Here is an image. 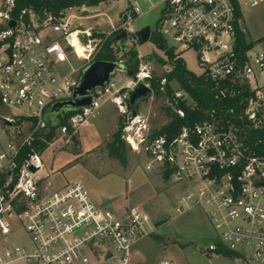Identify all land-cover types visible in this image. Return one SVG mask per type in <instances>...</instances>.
Here are the masks:
<instances>
[{
	"label": "built area",
	"instance_id": "built-area-1",
	"mask_svg": "<svg viewBox=\"0 0 264 264\" xmlns=\"http://www.w3.org/2000/svg\"><path fill=\"white\" fill-rule=\"evenodd\" d=\"M128 1L132 5L108 33H127V39L110 45L117 61L123 63L129 38L135 39L136 20L142 15L140 0ZM262 3L264 0H163L162 15L153 31L171 38L173 44L167 47L174 50L175 57L189 49L196 52L201 68L196 74L203 76L217 102L205 111L202 120L184 125L174 135L156 133L170 120L166 107L185 117L181 102L197 106L179 80L166 75L174 65L163 50L160 57L167 61L160 62L163 74H157L154 62L138 53L134 76L127 75L124 82L113 76L92 91L91 104L74 111L68 123L56 129V133L69 137L70 125L72 133H78L103 102H113L123 117L126 144L144 155L147 170L163 178L168 173V179L178 187L176 212L200 210L206 216L215 237L200 251L212 256L225 255L228 250L236 264H264V140L259 136L264 135V37L253 40L245 35V47L239 42V33L245 34L241 27L243 10ZM67 12L18 11L16 0H0V106L14 110L1 119L16 125L7 141L0 140V233L10 235L11 219L15 218L30 241L6 247L0 253V264L17 260L27 264L109 260L136 264L131 256L133 245L154 231L146 209L101 206L78 180L51 188L50 182L38 175L44 162L42 153L33 148L19 159L23 148L32 146L35 134L49 127L47 110L53 103L72 97L82 68L95 60L103 45L101 31L73 28ZM82 34L87 37L86 45L80 39ZM73 36L86 47L82 54ZM71 53L81 60L76 67L70 64ZM65 63L70 70H64ZM156 77H160L159 96L153 87ZM139 84L151 88L147 98H162L167 117L161 125L153 127L150 115L138 109L135 117L129 114L124 118L128 92ZM232 100L234 105H226ZM25 123L29 130L22 134ZM31 166L37 170L32 171ZM15 175L16 183L6 189ZM159 264L178 263L164 259Z\"/></svg>",
	"mask_w": 264,
	"mask_h": 264
},
{
	"label": "rangeland",
	"instance_id": "rangeland-1",
	"mask_svg": "<svg viewBox=\"0 0 264 264\" xmlns=\"http://www.w3.org/2000/svg\"><path fill=\"white\" fill-rule=\"evenodd\" d=\"M162 2L163 0H140L138 2L142 10V15L136 20L137 30L146 25L150 26L152 30L157 27L162 15ZM131 5L132 3H129L128 0H108L100 2L96 6H82L67 10L66 18L71 26L76 29L95 26L98 21H101L99 24L102 28H110L112 24H119L122 13ZM246 10L244 9L243 11ZM94 14L102 15L98 18H84ZM165 41L167 46L173 44L169 36H166ZM119 42L116 41L114 44L118 45ZM129 42V48L131 46L135 47L144 59H150L154 62L157 74L164 73L163 66L157 58V56L164 55L163 49L151 38L146 42H141L138 38H129ZM83 52L82 50H78L79 54ZM181 57L184 59L186 67L189 70L194 73L201 72L196 52L193 49L183 51ZM69 59L73 67L81 63V60L72 53L69 55ZM71 66L65 63L64 70H70ZM262 82H264V79ZM137 109L150 115L151 125L153 127L161 125L167 117L165 104L160 97H155L154 99L145 98L141 104L137 105ZM11 111L14 110L9 111L5 107H0V140L3 142L11 137L12 132L16 128V125L8 126L1 119L2 115L10 114ZM100 119L105 121L107 117L105 119V116H102ZM88 120L91 121L93 118L89 117ZM21 130L22 134H25L29 130L28 123L23 124ZM83 130L84 128L81 130V134ZM77 134L79 135V132ZM105 146L106 143L90 151L87 155L83 156L81 154L82 158L80 157L78 160L79 164L74 168L68 169L65 174L69 177V175L72 176L73 174L80 173L83 176L82 179H79L81 182L86 186L88 183L93 185L99 192L111 200L124 201L127 199L130 204H138V207L146 209L151 215L152 222L159 226L155 234L145 240L147 241L148 253L155 262H160L164 259H173L182 261L184 264H202L201 262H207L208 264V258L203 256L200 247L206 246L212 241L213 229L204 218L202 212L192 210L184 214H178L176 212V204L180 191L172 179H164L158 172L147 170L144 155L134 152L128 145L126 146V164L109 157ZM49 147L46 155L51 154L53 157L62 151L70 152L74 148L81 150L80 143H77L76 137H65L62 133H56V137ZM87 171L90 172L88 173ZM39 172V175L43 176L46 170ZM62 177L63 171H60L54 176L52 174V179L49 180L58 185L65 180ZM11 220L13 232L6 237L0 233L1 241L5 239V241L10 242L12 245L29 244L30 241L25 228L17 219L13 218ZM188 241L190 243L185 248L178 243H187ZM164 242H168L165 247L163 245ZM173 243H177L174 249L168 247V245H172ZM213 258L214 260L219 259V256L214 255ZM220 259L230 262L228 257L224 258L221 256ZM214 260H211L209 263L212 264L216 261ZM108 262L111 264L114 263L113 260L103 261L102 263Z\"/></svg>",
	"mask_w": 264,
	"mask_h": 264
},
{
	"label": "trees",
	"instance_id": "trees-1",
	"mask_svg": "<svg viewBox=\"0 0 264 264\" xmlns=\"http://www.w3.org/2000/svg\"><path fill=\"white\" fill-rule=\"evenodd\" d=\"M108 0H16V10L20 11L25 8L33 9L40 14L44 12L51 13L53 15H59L61 12L79 8L82 6H96L100 2H105ZM117 35L111 34H103L100 36L103 39V45L101 50L96 54V59H104V60H117L116 54L114 52L113 47L110 46V41L112 37ZM151 39L163 50H166L167 56L170 60H173L174 68L169 73H166L169 79H177L179 80L182 87H184L192 96V98L197 102V106L193 107L191 105H187L186 102H181L180 106L185 110V117H180L179 115L173 114L170 112V107H166V112L170 115V120L164 126L157 130L156 133H168L170 135H174L177 133L184 125H193L197 121L202 120L205 117V111L211 108L214 105H217V102L213 100L212 95L210 93L208 83H204V78L202 75H197L193 71L189 70L186 67L185 61L182 57H175L174 50L172 48H168L165 38L157 31L154 30L152 32ZM245 34L243 32L239 33V42L240 46L245 47L244 44ZM124 41V40H123ZM125 64L132 70H136L139 65L138 59V50L135 47H130L125 53ZM159 61L162 64H165L167 61L165 58L158 56ZM159 79L160 77H156L153 80V87L155 89L156 95L159 96ZM172 90L168 88V93H171ZM225 104V103H224ZM235 101H229L226 105H234ZM137 109V106H135ZM73 112H68L65 115L60 117V125H66L68 123V118ZM122 122L123 117H119L118 126L116 130L113 132L110 141L106 143V150L108 155L111 158H115L121 161L123 164L127 163V144L125 140L122 138ZM56 128L49 126L45 129L39 130L34 137V141L32 146H25L19 155V159H24L28 152L33 148L35 151H39L43 153L49 145L53 142L56 137ZM69 134L70 137H76L77 143H80L78 139L77 133H72L73 128L69 125ZM77 134V135H76ZM257 135V134H256ZM262 136L264 140V135ZM264 142V141H263ZM262 142V143H263ZM264 144V143H263ZM76 155L81 153L79 149H72ZM79 158L75 159L73 162H76ZM72 164V163H70ZM165 179L169 178V174L166 173L164 175ZM226 256H232V253L228 250L224 251Z\"/></svg>",
	"mask_w": 264,
	"mask_h": 264
},
{
	"label": "crops",
	"instance_id": "crops-1",
	"mask_svg": "<svg viewBox=\"0 0 264 264\" xmlns=\"http://www.w3.org/2000/svg\"><path fill=\"white\" fill-rule=\"evenodd\" d=\"M93 13V12H92ZM102 14H94L89 17H84V18H98ZM101 21L96 22L95 26H90L87 28H95L101 31L103 34H107L111 31L112 27L116 24H112L110 28H102L101 25L99 24ZM241 27L243 28L245 35L249 39H260L264 37V3L261 5L255 7V8H250L247 9L246 11L242 12V18H241ZM126 73H116L114 77L118 79L120 82H124L127 79ZM1 107V106H0ZM112 107V108H110ZM113 109V110H112ZM6 115V114H5ZM102 116H105V121L102 118ZM121 115L119 114L115 104L111 101H106L101 104V107L97 111V113L94 116H91L93 120H87L79 129V139H80V146H81V153L79 155L74 154L73 152L69 151H62L58 153L55 157L50 155H46L47 150L50 148L48 147L43 153V162L44 166L41 168L40 171L46 170L45 175H38L45 179L46 181L50 182V187L51 188H57L62 185H64L66 182L71 181L73 179H82V175L79 174H73L72 176L69 175V177L65 174L68 169L74 168L76 165H78V160L80 157L82 158L81 154L87 155L90 151L94 150L95 148H99L102 145H105L108 141H110L111 136L113 132L116 130L118 126V121L119 117ZM7 124V123H6ZM10 126L9 124H7ZM84 128L81 134V130ZM52 153V152H51ZM109 156V155H108ZM110 157V156H109ZM79 158L76 162H73L75 159ZM115 159V158H114ZM72 163V164H70ZM86 166V165H85ZM89 170V169H88ZM60 171H63V177L62 179H65L61 184H54L51 182L49 179H52L51 176H53ZM88 173L90 171H87ZM92 173V172H91ZM81 181V180H79ZM89 186V187H88ZM94 200L100 204L101 206H104L106 208L110 209H115V210H123L127 207L131 206H137L130 204L129 200H124V201H113L109 197L105 196L101 192H99L98 189H96L93 185H90L89 183L86 186ZM139 206V205H138ZM200 211V210H199ZM202 212V211H201ZM204 215V213L202 212ZM204 218L207 220L206 216L204 215ZM208 221V220H207ZM156 224H154V231L150 236L140 238L132 247L131 251V256L133 259V262L136 264H159L160 262H155L153 259H151L150 254L148 253L147 250V238H150L155 234L157 228ZM215 237V233L213 230V235H212V240ZM180 246L185 248V246L190 243L189 241L186 242H178ZM168 242H164V247L167 245ZM12 245L8 241H1L0 239V253L8 246ZM177 245V243H173L172 245H168V247H172L171 249H174V247ZM202 253V252H201ZM203 254V253H202ZM216 256H219V259L213 258L214 255L212 256H207L204 255L205 257L208 258V264L211 260H214L212 264H236L232 256H225V255H220V254H215ZM228 257L230 259V262L225 261L224 259H220V257ZM178 264H184L182 261H177L175 260ZM202 264H207V262H201ZM6 264H27L24 261L17 260V261H12ZM92 264H103L102 262H92ZM104 264H111L110 262L104 263ZM116 264V263H112Z\"/></svg>",
	"mask_w": 264,
	"mask_h": 264
},
{
	"label": "water",
	"instance_id": "water-1",
	"mask_svg": "<svg viewBox=\"0 0 264 264\" xmlns=\"http://www.w3.org/2000/svg\"><path fill=\"white\" fill-rule=\"evenodd\" d=\"M14 25V22H12ZM152 29L146 25L136 31L134 37L138 38L141 42H146L152 36ZM126 32H121L112 37L110 45L121 39H127ZM80 39L83 44H87L88 40L85 34L80 35ZM116 73H126L130 76H134V70L130 69L125 63L117 60H104L96 59L85 65L80 73L78 82L73 88V94L71 98L57 101L45 113V120L49 126L54 128L60 126V117L68 112L77 111L92 102V91L98 87H103ZM129 102L126 105V112L124 118H127L129 114L132 117L137 115L135 106L151 93V88L144 84H139L134 89L129 90ZM7 124H11L6 122ZM32 171H36L37 168L31 166ZM8 175H11L9 172ZM18 175L13 176V180L6 189H10L17 181Z\"/></svg>",
	"mask_w": 264,
	"mask_h": 264
},
{
	"label": "bare ground",
	"instance_id": "bare-ground-1",
	"mask_svg": "<svg viewBox=\"0 0 264 264\" xmlns=\"http://www.w3.org/2000/svg\"><path fill=\"white\" fill-rule=\"evenodd\" d=\"M72 41H73V43L76 45V47H77V48H76L77 51H78V50L85 51V49L83 50V48H86V47L80 46V45L77 43V40L75 39V36H73Z\"/></svg>",
	"mask_w": 264,
	"mask_h": 264
}]
</instances>
